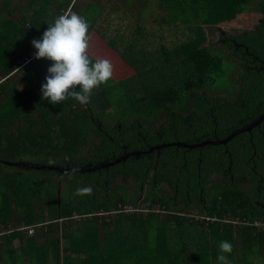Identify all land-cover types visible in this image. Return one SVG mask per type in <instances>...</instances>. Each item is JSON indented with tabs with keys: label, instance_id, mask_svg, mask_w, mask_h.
Here are the masks:
<instances>
[{
	"label": "trees",
	"instance_id": "obj_1",
	"mask_svg": "<svg viewBox=\"0 0 264 264\" xmlns=\"http://www.w3.org/2000/svg\"><path fill=\"white\" fill-rule=\"evenodd\" d=\"M16 1L0 0V264H220L221 240L232 244L227 264H264V229L251 224L264 221V146L257 140L262 131L264 143V118L252 134L241 132L247 141L229 157L193 142L191 131H229L264 112V0L244 11L240 4L249 0H177L176 41L138 38L122 13L111 17L101 4L28 0L15 18ZM66 10L83 16L89 30L107 18L95 29L131 68L118 81L130 108L110 109L100 86L83 105L41 98L51 61L36 59L31 41ZM250 10L260 14L253 28H221L224 16L240 11L241 19ZM203 24L216 28L215 41L207 43ZM213 48L237 63L229 92L214 89L223 70ZM142 135L153 146L174 138L197 146L171 144L157 153ZM81 187L90 192L76 194ZM126 204L140 210L111 218ZM192 209L250 224L206 223ZM43 222L32 234L19 229Z\"/></svg>",
	"mask_w": 264,
	"mask_h": 264
},
{
	"label": "clouds",
	"instance_id": "obj_2",
	"mask_svg": "<svg viewBox=\"0 0 264 264\" xmlns=\"http://www.w3.org/2000/svg\"><path fill=\"white\" fill-rule=\"evenodd\" d=\"M88 30V21L83 16L75 12L61 14L47 24L39 39L31 41L34 57L51 61L41 84V98L47 102L55 105L72 97L83 105L89 101L94 89L112 77L109 60H92L88 55ZM88 192V187L76 189V194ZM217 247V261L227 264L225 253H231L232 244L221 240Z\"/></svg>",
	"mask_w": 264,
	"mask_h": 264
},
{
	"label": "rangeland",
	"instance_id": "obj_3",
	"mask_svg": "<svg viewBox=\"0 0 264 264\" xmlns=\"http://www.w3.org/2000/svg\"><path fill=\"white\" fill-rule=\"evenodd\" d=\"M27 1L28 0H21V1H16V4L13 3L14 6L16 7V8H14V12H13V15L15 18H18L22 14ZM76 1L77 0H75V2ZM260 1L261 0H249L247 2L243 1V2H241L240 5L242 7V10L244 11L248 8H252V6L255 3H258ZM234 8H237V6L235 5ZM252 10H250V12H248L246 15H244L241 19H240V11L239 12H233L234 16L232 18L230 16H228L229 20L232 23H229V24L221 23V25H220L221 28L224 29L225 31H229L230 33H234L235 31H241V30L253 28L255 26V23L258 21L260 14L258 13L255 15ZM32 12H33V9H30L28 14H30ZM68 13H70L69 10H66L65 14H68ZM104 17L105 16H103V18ZM203 17H204V14L200 16V19H203ZM224 19H225L224 21H227L226 16H224ZM100 20L101 21L97 22L98 24L95 26L96 29H100L99 26L103 25V23L107 19L102 20V18H100ZM25 27H28V24H26ZM95 27L91 28L88 31V49H87L88 55L90 56V58L92 60L107 59V60H109V62L112 65V77L105 84L100 85V87H103L108 92V99L110 101V106H111L110 109L116 108L117 106H119V104H122L123 106L125 105V107L130 108L129 103L125 100V98H122V96H121V91H120L121 89L119 88L120 86H119V82H118L121 78H123L127 75V73L124 72V68L127 67L126 63L124 62L125 60H123V58H121V57H117L118 54H116L114 52L115 49H111L108 47V45L106 44L104 39L100 36V34L97 32ZM208 32H209V39H208L207 43L215 41L217 39L216 28L208 25ZM212 50H213L214 54L218 55L221 58V67L223 70L222 73L215 79V83H216L215 86L216 87L214 89L221 88L224 92H229L231 90V86L233 85L232 83L234 82L233 81V72L237 68V63L229 55H226L223 52V49L213 48ZM117 64L119 67H116ZM21 65H23V63ZM128 73H129V71H128ZM143 79L144 78H142V80ZM19 85H21V84H19ZM217 86L218 87L221 86V87L217 88ZM118 90L120 92H118ZM109 91H111V92H109ZM111 101H112V103H111ZM117 103H119V104L117 105ZM125 107H123V109H126ZM127 185H131V187H135V185L133 184V182L130 178H128V180H127ZM129 191L130 190L127 189V192H129ZM134 200H135L134 203H137L139 201V199H134ZM196 210H198V209H192L191 211L196 212ZM111 213H114V212H111ZM111 216H112V214H111ZM2 230H4V228H2V226H0V232ZM13 241H14V245L18 244V239H14Z\"/></svg>",
	"mask_w": 264,
	"mask_h": 264
},
{
	"label": "crops",
	"instance_id": "obj_4",
	"mask_svg": "<svg viewBox=\"0 0 264 264\" xmlns=\"http://www.w3.org/2000/svg\"><path fill=\"white\" fill-rule=\"evenodd\" d=\"M182 1L186 3L185 2L186 0H182ZM80 2L83 4H85L86 2L101 4L104 9L106 8L108 9L107 11L111 15V17L113 15H117L118 12L122 13L125 19L126 29L135 31L134 33L138 34V38H143V37L146 38L154 34L155 37L160 38L161 36L165 40H170L172 37H174L173 39L176 41L177 35L179 33V27L182 29V26H180L182 21L180 20L178 21V18H176L174 15L177 11L176 10L172 11V9L177 8L176 6V3H178L177 0H99V1L80 0ZM107 11H103V16L106 17L108 15ZM191 15H192V11L191 14H189V16ZM224 23L229 24L232 22L230 20H227L224 21ZM201 27L203 28L201 29V33L204 35L203 37L205 39L206 38L209 39L208 25L203 24ZM128 33L130 34L131 32ZM115 53L118 54L117 52ZM126 66L127 69L124 71L127 73L128 76L132 74L131 73L132 71L127 63ZM111 212H114L111 213L112 216L116 214L115 209ZM143 212L145 213L146 211ZM190 214H192L193 216L206 215L192 211L190 212ZM208 216H213V215H208ZM224 217L232 220L238 218V217H230L229 215H224L221 218H218V220L224 223H231L236 227L241 225V224H234L230 221H223L222 218Z\"/></svg>",
	"mask_w": 264,
	"mask_h": 264
},
{
	"label": "flooded vegetation",
	"instance_id": "obj_5",
	"mask_svg": "<svg viewBox=\"0 0 264 264\" xmlns=\"http://www.w3.org/2000/svg\"><path fill=\"white\" fill-rule=\"evenodd\" d=\"M240 127H233L229 131H224V130H220V131L218 130L217 131L215 129L212 130L210 128L209 129L206 128V130L204 129L202 131H196L195 129L192 128L191 131H193L192 132V134H193L192 135L193 136V142L196 139L197 140L196 142H200V143L203 142L205 144H211V145H216L218 147H221L222 150H223V152H225L223 155H226L227 154V151H229V153L227 154V156L229 157V155L231 154L232 149H238V148H240L243 145V143L246 142L247 140L245 141V138H244V136H242V133H239V134H236V135L232 136L230 139H228L223 144H219L218 141L224 140L230 133H232L233 131H235L236 129H238ZM194 131H196V132H194ZM139 134H140V132H139ZM250 134H252V131H250ZM257 134L259 135V138H257V140H261V141H259L260 144H261L260 146L263 147L264 146V143H263V133H262V131H259V132H257ZM146 138H147V136H145V135L143 136L142 135V139L144 140V143H145V141H147V140H145ZM250 141L253 142V139H250ZM147 142L145 143L146 144V148H147V146H151L150 148L156 149L157 150V153H159V150L162 147H158L157 148V146L161 145L162 142H160L159 144H157L155 146H153L152 144L147 143ZM169 142H176V143H180V144H182V143L189 144V143H186V141H182V140L178 141V140H176V138H174V140H171ZM212 142H217V144H214ZM252 144H253V151L257 150V145L256 144L254 145V142ZM251 157H253V154H252ZM145 185H146V183H144V186ZM259 190H261V189L259 188ZM255 201L257 203L260 202L258 199H256ZM196 204H197V202H196ZM194 205L195 204H193V206Z\"/></svg>",
	"mask_w": 264,
	"mask_h": 264
},
{
	"label": "built area",
	"instance_id": "obj_6",
	"mask_svg": "<svg viewBox=\"0 0 264 264\" xmlns=\"http://www.w3.org/2000/svg\"><path fill=\"white\" fill-rule=\"evenodd\" d=\"M157 208H158V206H155L152 209L156 211V210H158ZM138 210H140L138 207H132L131 205H125V206H123V208L121 210H116L115 209L116 212L117 211H122V212H125V213L131 212V211H138ZM142 210L143 211H147V208L142 209ZM73 216H75V215L73 214ZM194 219H198L199 221H205L207 223V222H213V221L218 220V217L215 216V215H213V216H208V215H199L198 216V215H194ZM222 220L223 221H230V222H232L234 224H250V222L247 221V220H245V219H238V218H236V219H233L232 220V219H228V218H225L224 217V218H222ZM45 223L46 222L37 223V224H33V225L32 224L31 225H23V226H21L19 228L20 229H24L27 234H32V233H34V228L35 227H37V226H39L41 224H45ZM251 224L258 226L261 229H264V221L263 222L254 221Z\"/></svg>",
	"mask_w": 264,
	"mask_h": 264
},
{
	"label": "water",
	"instance_id": "obj_7",
	"mask_svg": "<svg viewBox=\"0 0 264 264\" xmlns=\"http://www.w3.org/2000/svg\"><path fill=\"white\" fill-rule=\"evenodd\" d=\"M264 118V112L257 118L255 119L254 121L250 122L249 124H246L245 126L243 127H240L238 128L237 130L233 131L232 133H230L224 140H221V141H218V143H225L228 139H230L232 136L236 135V134H239L241 132H244L245 130H249L250 128H252L254 125L258 124L262 119ZM212 143H216L217 142H212ZM171 144H179V145H183V146H191V147H194V146H197L195 144H185V143H176V142H169V143H163L158 147H163V146H167V145H171ZM152 148L148 149L147 151H151ZM135 153V152H134ZM126 155L124 156H121V157H118L115 161V162H119L121 159H124ZM113 163V162H111ZM36 168H45V166H36ZM49 169H58L56 166L53 167V166H48ZM60 171H67V172H76V171H82V169H68V168H61Z\"/></svg>",
	"mask_w": 264,
	"mask_h": 264
}]
</instances>
